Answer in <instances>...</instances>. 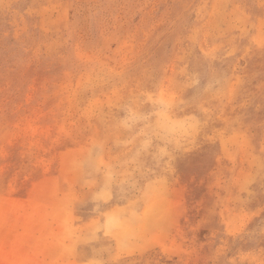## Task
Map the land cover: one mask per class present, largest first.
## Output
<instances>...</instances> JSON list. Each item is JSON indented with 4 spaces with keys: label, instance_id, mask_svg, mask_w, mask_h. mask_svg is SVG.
<instances>
[{
    "label": "rangeland",
    "instance_id": "obj_1",
    "mask_svg": "<svg viewBox=\"0 0 264 264\" xmlns=\"http://www.w3.org/2000/svg\"><path fill=\"white\" fill-rule=\"evenodd\" d=\"M0 264H264V0H0Z\"/></svg>",
    "mask_w": 264,
    "mask_h": 264
}]
</instances>
